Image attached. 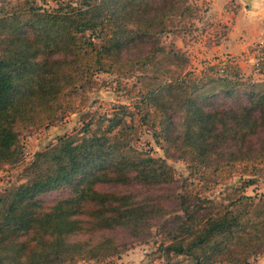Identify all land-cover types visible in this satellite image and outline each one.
<instances>
[{
  "label": "trees",
  "instance_id": "16d2710c",
  "mask_svg": "<svg viewBox=\"0 0 264 264\" xmlns=\"http://www.w3.org/2000/svg\"><path fill=\"white\" fill-rule=\"evenodd\" d=\"M198 11L186 0L52 8L0 0V168L20 161L25 131L82 114L97 75L115 77L132 102L58 138L35 155L22 184L0 194V264H109L123 252L109 234L144 240L161 222L156 264H251L264 255V198L236 189L217 203L194 183L225 185L264 166V146L253 148L264 133V48L254 50L258 80L228 63L195 76L184 53L162 40L194 26ZM219 26L226 38L230 28ZM143 127L164 159L133 145ZM169 161L188 166L177 195ZM71 186L68 199L40 200Z\"/></svg>",
  "mask_w": 264,
  "mask_h": 264
},
{
  "label": "rangeland",
  "instance_id": "374dc122",
  "mask_svg": "<svg viewBox=\"0 0 264 264\" xmlns=\"http://www.w3.org/2000/svg\"><path fill=\"white\" fill-rule=\"evenodd\" d=\"M38 4L52 8L60 1L74 0H37ZM190 5H199L200 11L195 13L194 26H186L187 30L179 35L165 36L162 43L169 47L175 46L182 51L188 60L187 69L195 76H200L205 70L213 65L221 63L230 64L241 69L245 77H251L258 80L260 76L254 72L257 64V53L254 52L257 45L264 41V28L258 37H242L238 36L235 45L246 47V51L241 54H232L227 49L222 47L225 45L224 33L217 23L210 17L207 12L210 8L211 1L209 0H186ZM235 6V5H234ZM234 6H231L232 8ZM253 36V35H250ZM96 87L89 93V104L82 114L68 115L61 120L55 127L48 129L29 130L25 131L20 136V151L21 158L14 165H8L0 168V194L5 190L19 186L25 181L26 168L33 162L37 153L42 152L47 147L54 145L56 140L65 135L74 134L83 129L84 125L93 119L98 121L101 117H109L113 114L116 107L125 105L131 107L132 102L126 97V93L117 89L116 78L109 75H97ZM132 108V107H131ZM95 127V126H94ZM133 145L141 152H148L154 158H165L163 151L156 144L153 134L146 128L138 129ZM261 146H264V133L260 138L255 140L253 148L256 152L260 151ZM168 165L176 171V182L173 183L172 193L177 195L183 192L182 184L184 180L189 178L188 166L183 162L169 161ZM216 181V180H215ZM253 182L249 185L248 182ZM195 186H198L202 192V199L213 200L221 203L227 200L233 190H239L247 196L256 197L257 199L264 198V166L259 167V171L255 176H237L224 184H216L211 182L204 184L199 180H194ZM219 183V182H218ZM211 184V185H210ZM108 191H119L115 187L101 188ZM72 196V186L62 190L48 193L40 197V200L46 205H53L58 201L68 199ZM178 206L174 203L168 206V212L175 215ZM165 227L164 222L154 225L152 234L144 240L133 238L125 231H118L109 234L114 237L121 250L123 251L119 258L112 259L109 264H156L159 260L155 259L158 246L164 241ZM79 264H97L95 262H82ZM251 264H264V255L251 259Z\"/></svg>",
  "mask_w": 264,
  "mask_h": 264
},
{
  "label": "crops",
  "instance_id": "0c3cea01",
  "mask_svg": "<svg viewBox=\"0 0 264 264\" xmlns=\"http://www.w3.org/2000/svg\"><path fill=\"white\" fill-rule=\"evenodd\" d=\"M209 1L211 5L207 12L208 18L230 28L228 36L223 40L225 45L222 48L232 54L245 52L246 47L235 45L236 38L260 36L264 28V0Z\"/></svg>",
  "mask_w": 264,
  "mask_h": 264
},
{
  "label": "built area",
  "instance_id": "2783aa9c",
  "mask_svg": "<svg viewBox=\"0 0 264 264\" xmlns=\"http://www.w3.org/2000/svg\"><path fill=\"white\" fill-rule=\"evenodd\" d=\"M258 46H260V48H261V47L264 48V41L261 42V43H259Z\"/></svg>",
  "mask_w": 264,
  "mask_h": 264
}]
</instances>
